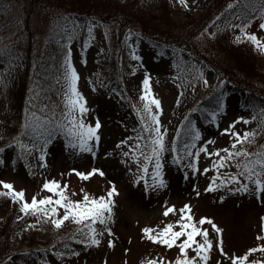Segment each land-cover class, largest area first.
<instances>
[{
  "label": "rangeland",
  "instance_id": "rangeland-1",
  "mask_svg": "<svg viewBox=\"0 0 264 264\" xmlns=\"http://www.w3.org/2000/svg\"><path fill=\"white\" fill-rule=\"evenodd\" d=\"M78 2L90 8V13L111 12L118 15L121 6L132 26H124L122 31L118 30L119 26L111 24L116 29L112 32L101 19L91 17L86 20L84 16L74 13L71 6ZM232 3L233 0H168L169 17L173 19L169 21L161 13L159 0H0V50L10 54L9 60H0V77L6 72L5 82L10 84L15 78L13 87H18L17 81L24 79L37 61L48 54L54 55L52 46L56 41L61 39L66 43L62 37L69 34L72 21L77 20L76 36L70 47L79 73L78 87L89 109L83 114V119L94 123V118L99 114L103 124L99 142L86 145L93 148L94 155L81 150V143L71 132V141H64L57 135L54 137H58L55 145L47 148V139L36 132V126L41 124L49 128L47 110L42 107L44 97L37 93L39 88L33 87L21 101L20 111L15 112L12 102L6 104L8 96L1 93L0 83V148L12 146L11 151L0 153V188L5 187L20 198L17 219L21 222L14 235L19 232L20 237H26L24 241L35 235L38 240H43L46 237L44 228L49 220V223L61 229L71 225L72 218L76 219L71 215L65 219L62 207L58 214L53 213V208L57 206L51 203L36 209L26 204L25 198L36 203L34 197H52L53 193L44 190L43 185L55 178L60 182L61 191L70 205L83 202L86 198L89 201L104 198L111 207L101 217L102 223H93L96 231L101 233L98 236L99 246L93 245L87 252L63 260L50 255L48 261L52 264H157V259H160V264H178V258L181 257L179 242L171 248L153 242L151 233L144 229L159 234L171 223L179 230L180 224L177 222L181 219L180 209L186 203L191 204L197 223L202 217H211L215 225L222 229L221 233L212 223L201 225L207 231V236L202 234L197 239L206 246V264H261L264 261V192L258 194L255 183L257 173L264 179V163H260L264 160V50L246 39L235 42V34L239 29L226 26L228 22H238L234 19V15L238 14L229 13L228 5ZM187 15L192 17L197 32L189 39L190 47L183 53L156 54L146 37H132L151 76L149 91L154 92L156 97L146 100L141 87L145 70L140 62L131 58L127 39L129 28L131 32L137 33L132 27L139 28L144 24L156 31L167 23L176 26L174 21L186 20ZM121 17L122 14L119 15V21ZM109 18L114 19L111 16ZM89 22L94 25L95 40L90 46H84ZM259 24L257 15L247 30L255 32L264 41V29H260ZM210 32H216V36L209 37ZM118 35L121 36L120 40H117ZM212 43H222L223 46L216 49L217 46ZM229 45H241L244 50L251 51L250 57L255 60V76L240 80V68L246 64H238L223 55L222 49ZM100 48H104V52H100ZM133 67L136 68L135 72L132 71ZM200 68L204 69L209 81L207 85L199 77ZM62 75L63 68L59 73L60 79ZM117 76L126 80L133 107L126 105L116 92ZM232 78L253 88L260 96L255 101L244 102L240 93H227L226 112L219 117L216 126L211 112L201 117L195 107L209 96L220 79L230 81ZM101 80L110 83L98 87ZM64 83L62 80L59 95L62 105ZM48 85H43L45 91ZM101 100L107 101V104H102ZM146 105L153 112L161 113L162 127L167 129L164 150L158 148L151 136L137 139L144 135L142 124L146 123L149 129L156 127L155 119L149 114ZM253 108L256 109L254 113ZM190 114L195 119L194 123L201 127L202 137L197 147L188 148L181 168L176 163L174 149L169 147L175 141L179 126L184 125ZM59 115L67 123L68 118H79L80 113L75 110L66 117L62 106ZM240 116L247 118L248 122L241 120L229 127L230 122ZM73 123H78V119ZM224 128L228 129V133L221 131ZM237 133L239 140L236 139ZM125 139L128 140L127 144L117 147V141ZM233 141H236L235 147ZM205 142H208L207 152H202L197 162L195 152ZM17 148L24 156L32 151L30 163L26 158L19 164L14 162ZM226 148L239 155L226 160L232 167L221 168V174L236 172L238 169L235 165L239 164L238 171L253 177L252 181L245 182L248 191L243 188L230 190L235 185L222 187L215 192L205 191L215 175L212 169L214 164L219 162L220 157H230ZM217 149L221 150L219 156L215 154ZM39 151L47 152L46 167L40 160ZM154 152L163 160L160 169L155 168L157 156L153 155ZM10 156L11 160L8 159ZM197 163L199 172L195 170ZM149 164L150 168L146 170ZM255 167L260 169L254 174ZM205 168L210 170L205 172ZM155 172H159L158 177L154 176ZM142 176L147 178L137 184ZM113 187L118 192H113ZM172 205H175V212L165 216L166 206ZM8 216L9 211L0 204V230L1 223ZM25 231L29 233L25 235ZM221 235L223 256L219 247ZM188 255L195 256L196 253L189 248ZM9 264L18 262L11 259Z\"/></svg>",
  "mask_w": 264,
  "mask_h": 264
},
{
  "label": "snow or ice",
  "instance_id": "snow-or-ice-1",
  "mask_svg": "<svg viewBox=\"0 0 264 264\" xmlns=\"http://www.w3.org/2000/svg\"><path fill=\"white\" fill-rule=\"evenodd\" d=\"M235 5V7L233 6ZM229 12L235 14L236 9H239V14L234 15V19L238 21L237 23H227V27L233 28V29H239V31L235 34V42L240 43L243 40H249L253 42L258 49L264 50V41H261L260 38L257 36L255 32H250L247 29L249 26L253 23L254 20L257 19V15L260 18V29H264V0H259V3H248L243 4V0H233L232 4L228 5ZM245 12L248 14L245 15ZM227 15V13H225ZM67 23V18H66ZM79 24V21L73 20L72 21V27L69 34H67L66 37H62V39L66 40V43L61 44L62 49L64 50L63 55V61L61 64V67L63 68V75L61 79L65 82V90L62 93L63 96V108L65 110V116L67 117L68 114L72 111L78 110L80 113L79 118L77 117H70L67 120V123L70 125L68 131L71 132L73 135L76 136L77 140L81 143L82 148L81 150H86L91 154H95L93 151V148L86 147L88 144H94L98 143L100 139V129L102 128L103 124L102 121L99 120V114L94 118L93 122H86L83 119V114L87 111H89L88 106L86 104V98L82 100V92L78 87V80H79V73L78 70L73 62V51L70 45L73 43L74 37L76 36V25ZM94 25L89 22L88 27L86 29L87 31V39L83 41L84 46H90L91 43L94 42L95 36L93 33ZM105 36H107V32L104 33ZM139 37V33H133L129 31L128 33V41H129V48H130V55L131 58L134 61L140 62V65L145 70L143 74V79L141 81V87L143 89L144 93V99H156L154 92H150V86H151V76L149 74V71L147 69V65L143 63V57L138 54V46L135 43V40L132 39L133 36ZM209 37L214 38L216 36V32H210L208 33ZM59 43V41H58ZM100 52H104V48L99 49ZM133 72L136 71V68L133 67ZM199 77L203 79V82L207 85L209 83L205 73L204 69L200 68L198 69ZM60 81H57L59 83ZM110 83V81L105 82L104 80H101V83L98 85V87H103L106 84ZM223 92H221L222 94ZM102 104H107V101L101 100ZM157 105H159V101H156ZM224 105L221 106L218 104L219 111H212L211 117L213 118V123L218 126L219 117L226 112V102L224 100ZM45 109H47L48 105H42ZM146 107H149V114L152 115L155 119L156 127L154 129H149L147 124H142L144 135L137 139H144L145 136H151L154 143L158 146L160 150H164L165 148V137L167 133V129H164L162 127V121L160 119L161 113L159 112H153L151 107L146 105ZM78 119V123H73V121ZM243 120L245 123L248 122V119L244 116L236 117L233 121L230 122L229 127L234 125L236 122H239ZM223 133H228V129H222ZM36 132L40 137H47V144L46 147H52L56 143V138L52 137L50 135V130L46 128V125L41 124L36 126ZM181 134H185V126L181 124L179 126V129L177 133L175 134V140L178 141ZM187 135L191 136L192 144L189 146L188 144L183 145L186 149L189 147L195 148L197 147V142L202 137V129L201 127L196 125H193L192 127L187 129ZM240 136L239 133L236 134V139L239 140ZM128 139H131L129 137ZM128 140H121L117 141V147H119L121 144H127ZM236 141H233V147H235ZM11 145H9L7 148H0V153H5L6 151H11ZM208 149V142H205L203 145L199 146V150L195 152V157L198 162L200 154L202 152H207ZM230 152V157H220L219 162L214 164V167L212 169L215 170V175L212 177L211 182L209 183V186L205 189V191H211L215 192L219 190L222 187H227L229 185H235V187L230 188L232 191L239 190L240 188H243L244 191H248L249 188L246 181H252L253 177L244 175L240 171L232 172L228 171L226 175H222L220 172L221 168L230 169L232 167L231 164L226 163V160L229 158H233L238 153L232 152L230 149H225ZM220 149L216 150V155L219 156ZM191 154V153H190ZM154 156H157V153H153ZM211 155V153H209ZM39 157L42 161L43 165L47 166V152L46 151H39ZM9 160L12 159V156L8 157ZM260 163H264V160L260 161ZM163 164V160L160 159L157 156L156 162H155V168L160 169L161 165ZM149 164L146 168V170H149L150 168ZM237 169L240 168V165H235ZM195 170L199 172V165L198 163L195 166ZM210 169L205 168L204 171L208 172ZM72 171L78 172L79 169H73ZM102 171V170H101ZM154 176H159V172H155ZM243 177V179H242ZM147 177H141L140 181H137V184L141 183L144 179ZM255 183L257 185V193L264 192V179H261L259 174H256ZM43 189L47 190L51 193H53L52 197L49 198H37L34 197V200L36 203H33L32 201H28L27 198L26 204L31 205L33 209H36L38 207L48 205V204H54L57 207L53 208V213L58 214L59 209L62 207L65 210V219L68 218L69 215L74 216L75 223L82 224L84 227L81 228V232H84V238H80L79 236L74 237L73 239L75 242L82 244L86 247L90 246H99L100 240L98 238L101 233H98L95 228H93L90 232H86L85 229L87 228V225L89 222L96 223V222H103L101 220V217L104 216L105 212L111 207L110 204L107 202L104 198L99 199H93L89 201L87 198L83 202H74L71 205L66 201L63 192L61 191V185L60 182L56 181L55 178H51L48 180L44 185ZM113 192H118L115 187H113ZM109 195L111 196L112 193L110 192ZM197 195L199 193L197 192ZM57 196L59 197L57 199ZM224 197H221V200H223ZM79 205V206H77ZM192 206L190 203H186L181 209V219L177 222L180 224L179 230H176L174 226L170 223L167 225L163 231L159 234H156L151 229H144L145 232L151 233V237L153 238V242L156 243H162L167 247H174L178 246L181 250V257L178 258V264H206L207 258L204 255L205 252V245L200 244V240L197 239L198 236L201 237L203 234L205 237L207 236V231L201 227L204 223H212L213 226L222 233V229L219 228L218 225H215L214 218L211 217H202L200 218L199 222L197 223L195 220V217L192 214ZM175 212V205H172L171 207L165 208V216L169 215L170 213ZM59 222V221H58ZM199 225V226H198ZM109 232H111V229H109ZM185 237L182 241L179 240V238ZM260 237L258 236V239ZM112 242H110L111 245ZM210 244V241H209ZM199 245V247H198ZM69 249H73L72 245L66 246ZM219 247L221 250L222 256L225 254L223 249V239L221 235ZM189 248H192L196 255L195 256H189L188 250ZM256 249H253L255 251ZM54 254L60 259L63 260L65 257L70 258L73 254V250L69 251H61L54 249ZM76 255H78V252H75ZM197 257H199V261L197 260ZM9 260H11V257H8ZM245 260H247V257H245ZM43 264H51V261L45 260ZM157 264H160V259H157ZM171 264V262H169ZM261 264H264V261L261 262Z\"/></svg>",
  "mask_w": 264,
  "mask_h": 264
},
{
  "label": "trees",
  "instance_id": "trees-1",
  "mask_svg": "<svg viewBox=\"0 0 264 264\" xmlns=\"http://www.w3.org/2000/svg\"><path fill=\"white\" fill-rule=\"evenodd\" d=\"M248 3H259V0H243V4ZM168 0H159V8L161 13L165 14V18L168 17L169 21H172L170 16V12L168 9ZM73 8V12L79 15L84 16L86 20H89L91 17L101 19V21L108 26V28L115 32L116 29L111 27V24L119 26L118 30L123 31V27H131L132 23L129 21L127 14L125 11L121 9L119 6V12L111 13V12H88L91 10L90 8H85L81 3H75L71 6ZM187 9V8H186ZM124 13V16H123ZM122 14V17L119 21V15ZM248 13L245 12V15ZM111 16L114 19H110ZM119 21V22H118ZM177 24L173 26L172 24H166L165 27L161 29H157L156 31L144 26V24L140 25L139 28L132 27L137 30L139 35L146 37L158 50H186L190 47L189 39L192 38V35L197 32V27L195 23L192 21V17L187 15L186 20L174 21ZM129 25V26H128ZM132 30L131 28H129ZM127 29V30H129ZM64 30V29H63ZM117 34V33H116ZM116 34L114 36H116ZM117 40H120L121 36H117ZM61 44H64L62 41L59 43L56 41L53 44L54 55L48 54L46 57H43L41 60L37 61L33 66L28 75L22 79L18 80V87L14 88L13 84L16 82L15 78L12 83L5 82L6 72H3L1 75L0 82L2 84V94H6L8 96V100L6 104H10L15 106V112L20 111L21 101L30 94L33 87H37V93L44 97V105H48L46 113L47 118L51 123V135L56 133H61L64 137L69 138L70 132L68 131L69 127L65 120L62 119V103L60 102L59 95L62 89V81L59 77V72L62 69L61 64L63 61L64 50L61 47ZM214 44V43H212ZM216 49L221 48L222 43L214 44ZM188 51V50H187ZM194 53V51L192 50ZM223 55L228 56L232 59L233 62H237L238 64H246L243 68H240L239 71L240 80L242 78L248 79L251 76H255V60L251 59V51L244 50L241 45H229L222 49ZM251 56V57H250ZM10 54H6L4 51L0 50V59L3 61L9 60ZM254 57V56H253ZM252 67V69H251ZM264 77V76H263ZM117 81L115 84L116 91L120 94L121 98L131 107L134 106L133 101L128 93V88L126 86V80L123 78H119L117 76ZM57 81H60L57 83ZM237 80L231 79L230 81H226L224 85H216L214 89L209 93V96H206L199 104H197L196 108L202 113H206L209 110L216 109L218 104L221 105L222 97L224 92L228 89L230 84L233 85L235 90L240 91L244 95L253 100H256V97H259L260 94L257 93L253 88L248 87L245 83L235 82ZM48 85L47 91L44 90L43 85ZM40 85V86H37ZM35 89V88H34ZM221 92H223L221 94ZM24 94V95H23ZM22 107V106H21ZM18 108V109H17ZM50 110V113L48 112ZM54 112V114L51 112ZM16 117V113H14ZM193 122L191 121V117L185 120V134H181L178 141H174L171 143L172 146L177 153V157L182 164V157L185 158L186 149L183 145L188 144L189 146L192 144L191 136L187 135V129L192 127ZM19 148L16 149L15 152V162L19 163L23 159H27L30 161V156L32 151H30L26 156H24L21 152H18ZM28 151V150H27ZM181 159V160H180ZM239 170V169H238ZM237 170V171H238ZM0 204L4 205L9 211V216L4 223H1L0 230V264H9L8 257L11 259H15L18 264H43L45 260H48V253L52 252L54 254V249L61 251H69L73 250L74 253L76 251H83L88 248L82 244L75 242L74 237L79 236L80 238H84V232H81V228L84 227L82 224L75 223V219L72 218L71 221L73 223L66 228H56L53 224L46 223L44 228V233L46 234L45 239L38 240L36 235L29 238L28 241H24L26 238L24 235L22 237L19 236V232L14 235V232L18 230V225L21 220L17 219V215L20 211V198L14 193L10 192L6 188H0ZM48 219H46L47 221ZM94 228V224L89 222L86 232H90ZM28 234V231L23 232ZM72 245L73 249H69L66 246ZM55 255V254H54Z\"/></svg>",
  "mask_w": 264,
  "mask_h": 264
}]
</instances>
